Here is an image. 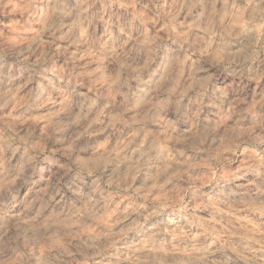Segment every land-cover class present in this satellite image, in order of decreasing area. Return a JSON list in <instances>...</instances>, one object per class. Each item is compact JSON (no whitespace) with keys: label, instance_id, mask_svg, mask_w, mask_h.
Masks as SVG:
<instances>
[{"label":"clouds","instance_id":"9594fccd","mask_svg":"<svg viewBox=\"0 0 264 264\" xmlns=\"http://www.w3.org/2000/svg\"><path fill=\"white\" fill-rule=\"evenodd\" d=\"M0 264H264V0H0Z\"/></svg>","mask_w":264,"mask_h":264}]
</instances>
